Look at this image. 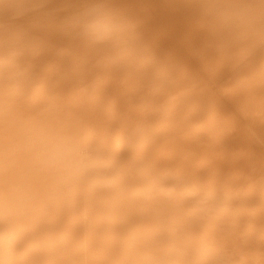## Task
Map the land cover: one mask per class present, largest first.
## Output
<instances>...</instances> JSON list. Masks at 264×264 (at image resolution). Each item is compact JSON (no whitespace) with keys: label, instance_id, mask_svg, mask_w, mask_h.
<instances>
[{"label":"clouds","instance_id":"1","mask_svg":"<svg viewBox=\"0 0 264 264\" xmlns=\"http://www.w3.org/2000/svg\"><path fill=\"white\" fill-rule=\"evenodd\" d=\"M187 6L242 117L264 124V0ZM232 131L111 0H0V264H255L264 173L211 179L162 156L184 140L187 160Z\"/></svg>","mask_w":264,"mask_h":264},{"label":"bare ground","instance_id":"2","mask_svg":"<svg viewBox=\"0 0 264 264\" xmlns=\"http://www.w3.org/2000/svg\"><path fill=\"white\" fill-rule=\"evenodd\" d=\"M114 6L126 10L139 21L140 31L152 49L162 58L178 65L189 77L193 94L207 107L209 114L213 105L222 108L224 116L233 126L230 135L223 138L222 147H202L194 150L187 160L181 156L193 152L184 140L164 151L163 158L187 164L197 171L214 172L210 177L229 180L244 179L264 173V146L257 145L249 135L253 129L264 138V124L257 118L245 120L240 112L242 98L230 92L231 82L223 60L207 47V33L195 20L187 0H111ZM59 6L69 9L79 7L83 0H56ZM48 39L56 42L54 33ZM126 85L117 84L112 95L119 96ZM231 249L240 243L235 237L223 240ZM255 264H264V248L259 245L248 249ZM78 253L76 258H82Z\"/></svg>","mask_w":264,"mask_h":264}]
</instances>
